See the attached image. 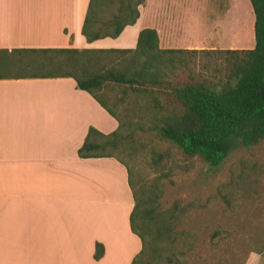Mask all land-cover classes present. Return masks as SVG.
<instances>
[{"label": "crops", "instance_id": "crops-1", "mask_svg": "<svg viewBox=\"0 0 264 264\" xmlns=\"http://www.w3.org/2000/svg\"><path fill=\"white\" fill-rule=\"evenodd\" d=\"M177 3L144 0L117 36L87 42L88 0H0V49L133 48L143 28L155 30L160 49L207 48ZM116 116L71 77L0 78V264H130L140 241L125 167L76 154L88 127L107 134Z\"/></svg>", "mask_w": 264, "mask_h": 264}, {"label": "trees", "instance_id": "trees-1", "mask_svg": "<svg viewBox=\"0 0 264 264\" xmlns=\"http://www.w3.org/2000/svg\"><path fill=\"white\" fill-rule=\"evenodd\" d=\"M143 1L88 0L81 34L87 42L117 36L124 26L135 22ZM248 1L253 14L250 48L160 49L155 30L143 28L133 48L0 49V78L71 77L78 89L88 92L110 115L122 116L117 128L107 134L88 127L76 154L81 158L113 157L125 167L133 201L129 227L140 241L130 264L170 261L175 255L178 219L173 209L157 207L158 181L142 183L132 178L124 158L134 157L143 144L140 136L152 130L184 157H197L211 166L218 165L233 147H248L264 139V0ZM211 52L228 54L223 79L196 78L187 71L185 80L170 81L175 68H187L188 57ZM106 87H117L121 94L130 91L143 103L150 101L152 117L132 121L127 113L132 109L117 111L101 97ZM157 93L164 96L165 104ZM169 159L166 151L151 149L153 165ZM102 251V245L95 242L93 259H99Z\"/></svg>", "mask_w": 264, "mask_h": 264}, {"label": "rangeland", "instance_id": "rangeland-1", "mask_svg": "<svg viewBox=\"0 0 264 264\" xmlns=\"http://www.w3.org/2000/svg\"><path fill=\"white\" fill-rule=\"evenodd\" d=\"M187 1L178 0L174 8L180 18L183 10L188 9L196 37L205 32V49L253 46V14L248 0ZM227 56L221 52L195 53L188 57L187 68H175L169 74L170 81L185 80L187 71L196 78L221 80ZM100 95L114 109H132L127 110L132 121L152 117L150 101L143 103L141 97H134L130 91L121 94L117 87H106ZM157 97L162 104L166 103L162 94L157 93ZM140 140L143 144L134 157L124 158L132 169V178L142 183L158 181L157 207L162 211L173 209L178 218L174 227L175 255L170 261L161 259L160 263L263 264L264 139L248 147H233L216 166L197 157H184L152 130L140 136ZM151 149L166 151L170 162L153 165Z\"/></svg>", "mask_w": 264, "mask_h": 264}]
</instances>
